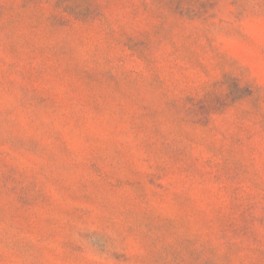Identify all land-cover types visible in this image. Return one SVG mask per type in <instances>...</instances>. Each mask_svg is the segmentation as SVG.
Returning a JSON list of instances; mask_svg holds the SVG:
<instances>
[{
  "label": "rangeland",
  "instance_id": "obj_1",
  "mask_svg": "<svg viewBox=\"0 0 264 264\" xmlns=\"http://www.w3.org/2000/svg\"><path fill=\"white\" fill-rule=\"evenodd\" d=\"M0 264H264V0H0Z\"/></svg>",
  "mask_w": 264,
  "mask_h": 264
}]
</instances>
